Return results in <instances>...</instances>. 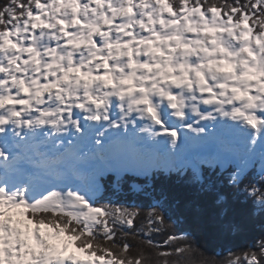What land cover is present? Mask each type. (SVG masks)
<instances>
[{"label":"snow or ice","instance_id":"6c2138e0","mask_svg":"<svg viewBox=\"0 0 264 264\" xmlns=\"http://www.w3.org/2000/svg\"><path fill=\"white\" fill-rule=\"evenodd\" d=\"M161 179L264 208V0H0V264H114Z\"/></svg>","mask_w":264,"mask_h":264},{"label":"trees","instance_id":"16d2710c","mask_svg":"<svg viewBox=\"0 0 264 264\" xmlns=\"http://www.w3.org/2000/svg\"><path fill=\"white\" fill-rule=\"evenodd\" d=\"M157 183L181 203L175 209H165L170 220L159 226V234L140 221L137 228L123 231L119 225L128 222V214L117 216L115 241L94 240L98 248L102 244L116 253L114 264H235L233 257L242 256L245 250L251 254L248 246L264 236V208L254 207L250 199L244 202L243 196L234 197L236 189L225 190L228 202L223 207L227 208V215L221 218V208L213 203L212 194L198 196L195 188L173 185L172 181L164 182L163 179ZM256 199L264 200V191L258 192ZM189 202L191 207L186 206ZM143 203L149 200L144 199ZM151 215L158 217L160 211L154 210ZM145 233L148 235H143ZM180 233L185 235L168 239ZM165 241L166 246H162L160 242ZM124 244L130 247L125 249ZM229 250H232L231 256Z\"/></svg>","mask_w":264,"mask_h":264},{"label":"bare ground","instance_id":"6f19581e","mask_svg":"<svg viewBox=\"0 0 264 264\" xmlns=\"http://www.w3.org/2000/svg\"><path fill=\"white\" fill-rule=\"evenodd\" d=\"M71 250H73V251H74V249H71ZM78 255H83V254H79V253H78Z\"/></svg>","mask_w":264,"mask_h":264}]
</instances>
